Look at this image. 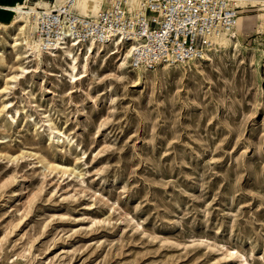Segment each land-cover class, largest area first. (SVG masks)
I'll list each match as a JSON object with an SVG mask.
<instances>
[{"label": "rangeland", "instance_id": "rangeland-1", "mask_svg": "<svg viewBox=\"0 0 264 264\" xmlns=\"http://www.w3.org/2000/svg\"><path fill=\"white\" fill-rule=\"evenodd\" d=\"M238 9L233 44L143 76L33 57L0 13V264H264V0Z\"/></svg>", "mask_w": 264, "mask_h": 264}, {"label": "built area", "instance_id": "built-area-1", "mask_svg": "<svg viewBox=\"0 0 264 264\" xmlns=\"http://www.w3.org/2000/svg\"><path fill=\"white\" fill-rule=\"evenodd\" d=\"M69 2L37 8L32 37L43 52L128 48L129 68L142 72L203 58L233 34L239 18L234 0H107L92 16Z\"/></svg>", "mask_w": 264, "mask_h": 264}, {"label": "bare ground", "instance_id": "bare-ground-1", "mask_svg": "<svg viewBox=\"0 0 264 264\" xmlns=\"http://www.w3.org/2000/svg\"><path fill=\"white\" fill-rule=\"evenodd\" d=\"M60 2L55 1L56 4H62L65 3L67 0H58ZM107 0H70L69 3H71L72 7L74 9H76V11L82 15V16H92L94 14H96L101 7L103 6L104 3H106ZM235 1V5L237 7L241 6L242 4H244L246 2V0H234ZM139 0H131V3L133 5L138 4ZM47 3H45L44 1L42 2V4L37 3V5L33 6H26L22 3L20 4H15L14 6H8V5H3L0 6V10L2 14H4V12H12L11 15V22L14 23L15 21H20L22 20L25 25L23 26V30H24V34L26 32V30L28 29V33L29 31H32L35 29V25H34V20L35 17L38 15V10L37 8H43L46 7ZM27 8H29V10H26ZM236 26H238V20H237V24ZM24 47L29 50L30 54L33 57L36 58H41L43 56H55L56 52H52L49 51V53H45L43 54V52L41 51V49L38 46V43L33 40L32 37V33L28 34V36L24 35ZM235 37H236V32H233V34L231 36H229L228 38H223L221 40L222 44H227V43H231L233 44L235 42ZM107 47V46H106ZM105 46H97L95 44H87L85 46V52L84 55L86 57V59H88V57L92 56V55H99L101 54V52H105V54L107 56H112L118 53V49L114 48V47H107ZM62 54L70 59L73 60V62H75V57L74 54L72 52V48L68 47V48H64L62 49ZM130 51L129 49H125L124 51V55H123V60L125 61L124 63H127L128 57H129ZM204 61H208L211 59L210 55L207 54L206 56H204L203 58ZM200 61V59L195 60V62ZM123 63V64H124ZM86 64H84L83 66L85 67ZM171 65H165L163 66V68H167ZM72 69H75V65L72 66ZM137 71V70H136ZM140 75L144 74V72L139 71ZM143 76V75H142Z\"/></svg>", "mask_w": 264, "mask_h": 264}, {"label": "crops", "instance_id": "crops-1", "mask_svg": "<svg viewBox=\"0 0 264 264\" xmlns=\"http://www.w3.org/2000/svg\"><path fill=\"white\" fill-rule=\"evenodd\" d=\"M28 0H0V6H3V5H8V6H14L15 4H20V3H26ZM33 1H35V0H33ZM45 2V3H47V2H49V0H39V2L38 3H40V2ZM56 0H54V2H55Z\"/></svg>", "mask_w": 264, "mask_h": 264}]
</instances>
